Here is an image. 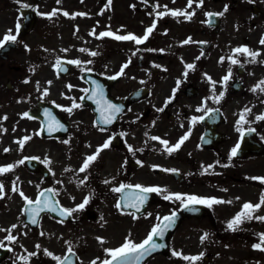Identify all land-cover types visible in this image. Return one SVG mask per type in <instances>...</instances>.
<instances>
[{
	"label": "flooded vegetation",
	"instance_id": "flooded-vegetation-1",
	"mask_svg": "<svg viewBox=\"0 0 264 264\" xmlns=\"http://www.w3.org/2000/svg\"><path fill=\"white\" fill-rule=\"evenodd\" d=\"M225 7L227 0H203L202 6L197 7L188 19L171 14L164 17L160 15L163 12L161 6L157 8L154 4L153 16H138L141 37L147 28L156 25L148 40L140 44L139 53L129 55L138 62V67L131 63L133 69L119 75V62H113L115 55L111 65L105 64L103 55H99L91 66H82L80 62L62 85L52 86L44 99L59 106L69 131L63 137L45 139L43 145L46 146L47 143L56 145L54 142L57 141L64 144L63 147L56 145L59 147L56 158L53 154L48 158L52 164L49 182L45 184L40 182L41 178L43 180L40 173L29 170L24 162L19 163L28 156L38 158L40 155L39 121L21 119L18 128H24L28 134L33 132L34 138L27 153L19 155L12 165L13 194L9 193L8 206L0 211V229L9 226L13 217L22 216L20 205L27 201L21 192L35 201L44 188L51 189L61 209H76L86 198L89 202L67 218L45 214L37 226L26 224L23 215L20 227L12 236L14 242L7 239V232L0 231V239L9 248V254L0 264H58V260L46 257L45 250L62 257L69 249L78 257V264H92L93 261L100 264V260L108 255L106 249L119 248L126 239L136 240L137 222L146 224V232L163 217L179 210L182 204L175 199V194L225 201L211 207L197 204L195 215L181 220V229L183 226L191 228L185 237H197L198 231L239 238H260V234H264V221L255 218L264 217V206L253 212V219H244L236 231L228 229L229 222L243 211V205L260 203L264 193V184L252 179L264 177V119H257L264 116V91L260 90L264 85L257 87L264 81V44L260 43L261 38L254 36L227 39ZM173 11L176 10L169 13ZM207 13H223L215 16L221 24L216 28L210 26ZM160 19L161 22L155 21ZM185 19L188 22H184ZM186 40L191 42L184 43ZM21 41L25 42L24 39ZM158 45L166 53L157 48ZM132 47L136 51L135 44ZM237 48H247L259 55L253 62L250 55L235 52ZM233 59L237 63H232ZM188 64L194 68L188 69ZM11 66L7 57L1 61L0 73ZM86 70L102 77L118 76L107 90L122 111L110 124L104 123L101 115L104 83L97 85V92L103 93V100L98 104V95L88 96L89 84L81 76ZM229 72V79L224 81ZM221 93L223 98L217 103L216 98ZM83 97L96 100L101 108L98 121L93 108L83 101ZM36 105H31L28 110ZM207 126L210 128L205 137ZM185 135L188 139L171 154L160 143L164 140L168 142L167 147H173ZM109 140V148L100 151L89 168L80 172L86 158ZM234 148L237 154L231 156ZM121 185L131 193L123 197L124 206L137 202V196L147 195L139 211L122 207V192L112 191ZM136 185L156 187L161 191L139 195ZM5 191L3 189L0 205L7 200L3 196ZM166 195L172 199H164ZM12 202L16 211L9 207ZM98 237L105 242L101 244ZM29 253L37 255L28 256Z\"/></svg>",
	"mask_w": 264,
	"mask_h": 264
},
{
	"label": "rangeland",
	"instance_id": "rangeland-1",
	"mask_svg": "<svg viewBox=\"0 0 264 264\" xmlns=\"http://www.w3.org/2000/svg\"><path fill=\"white\" fill-rule=\"evenodd\" d=\"M95 2H89L87 1L86 3L80 4L76 3V1L68 2L67 0H60L58 3L57 0H48L46 1L42 6L41 10L43 13H49L53 12L54 10L56 11L55 17L59 18V25L57 28L54 30L53 28L50 29V26L46 23L43 24L40 29H45L42 31H46L49 33L48 37H42L39 29H37V32L35 34V41H34V46L30 48V50H27L26 52L23 53V55H18V57H15L18 62L22 61L24 65L29 64L35 56L40 58V62L34 64L35 70L32 71V73L29 75V79L34 82L37 78L40 77L41 81H49L52 77L51 70L52 67L56 64V57L58 56H68V57H75V49H77V54L82 55V45L80 44L81 40L83 37H76L73 38L70 36V32L68 29L69 26V20L64 19L60 14H63L67 12L70 15H76L77 13L80 12H85L87 13H92L91 16L88 17L87 21L90 22L93 17V15L99 11L98 5L96 4L98 2H101L102 0H94ZM166 2L170 0H165ZM230 0H227V3ZM251 2H260L262 6L264 7V0H241L240 5L238 8H233L231 9L230 7H227V37L233 38V39H240L242 35H248V33L251 30V24L252 22H260L261 24L264 23V15L263 18L258 20L252 17L251 14V9H250V3ZM22 0H19V3H17V0H0V36L1 34L8 33L9 30L12 32L14 31L12 20L14 18V15L17 13L16 6L21 5ZM185 2H183L182 5H184ZM128 11L125 6L120 7V13H119V20H120V25L125 24L128 26ZM90 15V14H89ZM104 15V14H103ZM113 15H110L109 19H106L103 16V19L101 20V23L96 20L97 24L99 25L100 28L103 27V25L108 21L109 26H111V18ZM244 23V26L241 28H236L235 25L241 26L242 23ZM79 23L82 25L81 20ZM17 25V24H16ZM15 25V26H16ZM89 26L86 27V29ZM78 30H82L80 26L76 27ZM262 31H264V28L257 29V37L259 38L261 36ZM84 36V35H83ZM240 37V38H239ZM263 37V36H262ZM1 38V37H0ZM128 45L126 44H120L119 45V52L116 50L114 53H118L119 55V61L121 62L124 60V56L122 55L123 50L127 49L130 43L127 42ZM38 45V46H37ZM83 46L85 47L84 43ZM108 52L106 51V48L103 49V54L106 55ZM16 55V54H15ZM29 62H27V60ZM47 78H46V77ZM2 84V88L4 93H8L7 95L14 94L11 92L8 88H6V79L4 78ZM62 81H55L54 85H62ZM17 84V83H16ZM32 84H30L31 86ZM19 88L22 89H27L25 88V85L20 83ZM39 88V87H38ZM47 87L43 88L46 89ZM40 88V91L43 90ZM25 93V100L26 98L31 95H29V90L24 92ZM37 96H35L34 101L37 100ZM29 99V100H30ZM7 104L9 103V100H6ZM12 104L16 102V100L10 101ZM25 108V107H24ZM10 109L11 107L8 106V115L10 114ZM6 116L2 117V121L4 122ZM11 126H7V132H6V139H7V146L2 143L1 140H5L4 137H0V158H1V151L8 149L7 151L11 156H13L14 151L18 150L19 147V141H15L16 138H12L9 136V129ZM0 136H2L0 134ZM5 136V135H4ZM43 142H39V147L38 151L39 154H42L45 158H50L52 154L57 157V151L59 150L58 146L63 147L64 144L63 142H54L56 145L47 143L46 145H42ZM7 161L8 158H7ZM52 164V163H50ZM12 177L11 175L8 176ZM5 178L0 175V179L5 180L8 185L10 183L9 179ZM9 191V190H8ZM10 208L15 209V203L12 202L9 205ZM13 221L10 222L9 226L7 228H4L5 230L10 229V235L16 234L17 229L20 227V222L21 218H12ZM22 224V223H21ZM13 225H16L15 228H12ZM185 228L181 229L177 236L172 240L171 244V253L169 255H164V256H156L155 258L149 260L147 264H200L203 260V257L206 255V252H218L219 255H216L214 260L210 264H264V253H262L260 250L255 249L253 245L259 244L256 242V240L251 239L248 240V238H222L218 239L216 237H209L203 242H201V237L205 234L203 232L199 237H186L184 238L185 235H187V231L190 229ZM199 234V232H198ZM193 235H196L193 233ZM247 239V240H246ZM183 248L186 250L183 251ZM189 248H194L193 250H189ZM173 252L180 253L182 256H188V257H196V256H201V259L196 260V261H191V260H185L182 258L181 255H173ZM53 256H57L53 254ZM47 258L51 259L53 258L52 256L46 255Z\"/></svg>",
	"mask_w": 264,
	"mask_h": 264
},
{
	"label": "snow or ice",
	"instance_id": "snow-or-ice-1",
	"mask_svg": "<svg viewBox=\"0 0 264 264\" xmlns=\"http://www.w3.org/2000/svg\"><path fill=\"white\" fill-rule=\"evenodd\" d=\"M57 2L59 3L60 0H57ZM17 3H19V0H17ZM108 3H111V0H108ZM193 4V0H188V7H192ZM203 4V0H200V3L197 5V7L202 6ZM22 7L27 8L28 5H22ZM225 11H227V7H225ZM65 16H68L69 14L67 12L63 13ZM173 16H186L188 19H191V16L194 15V13H187L185 11H173L171 13ZM56 15V11L54 10L50 15L49 18H51V16ZM76 15H85L84 13H77ZM160 15H164L163 13ZM206 15L208 16H213V15H223V13H218V14H213V13H207ZM74 18V17H73ZM156 25L155 23L146 29V34L143 37H137L135 35L129 34V35H115L111 32H104L100 34V37H104V36H111L116 40H130V41H134L137 45L139 44H143L145 43L150 34L153 32V30L155 29ZM20 30V24L17 23L16 25V32L19 33ZM94 34V33H93ZM99 38V37H98ZM17 42V35L12 34V31L9 30L8 33L6 35H4L3 39L0 40V49H4L6 45L10 44V43H16ZM191 42L190 40H186L184 41V43H189ZM261 44H264V39H262L260 41ZM81 51H85L84 49H81ZM151 51V50H149ZM235 52L237 53H246L248 55H250L251 57H253V62L255 60V57L259 55V53L257 52H250L249 49L247 48H237L235 50ZM92 56L97 55V53L92 52L90 53ZM223 59V58H222ZM232 63H237L236 60H232ZM59 63V61H58ZM68 63H76L79 64V61H69ZM127 67V64L123 65L121 68V73L119 75H123V68ZM186 67L188 69H193L194 65L192 64H188L186 65ZM62 71L64 69H61ZM185 75H187V73H185ZM231 75V72H229V74L227 76H225L223 78L224 81H227L229 79ZM111 79H116V77H111ZM209 80H211V78H208ZM214 83V82H213ZM260 85H264V81H261L259 85H257V87H260ZM69 88H71V85L68 86ZM253 91H256V88L252 89ZM261 91H264V87H260ZM93 96H99V99H97V103L100 104L101 101L103 100V93H97V92H93L92 93ZM223 98V93L220 94L219 97L216 98V102L218 103L220 99ZM169 103L171 102L170 100L168 101ZM74 107H79V105H74ZM202 109H198V111H200ZM69 112L72 111L71 108L68 109ZM122 111L121 107L111 104L107 101L103 102V108L101 111V115L103 118V122L104 123H112L113 119L115 117L116 114L120 113ZM160 111H163V109H160ZM210 112L212 110H209ZM243 118V117H242ZM6 119V117H5ZM257 119H264V116L262 117H257ZM193 122H195V118H193ZM103 130V129H102ZM239 130V129H238ZM29 139L28 137H25V140ZM151 139L153 140H159L158 137H151ZM188 139V135H185L184 137L181 138V140L174 145L173 147H167L168 142L164 141V140H160V143L165 145V150L171 154L174 151H177L180 149L181 145L184 143V141H186ZM21 147H23V143L24 141H20L19 142ZM111 144V140L105 142L101 148H98L96 153L92 156H88L84 162V164L82 165V167L79 169L80 172H85L90 164L92 162H94L97 157L99 156L100 151H102L103 149H107L109 148ZM237 147H239V145H237ZM131 150V149H130ZM5 151H9L8 149H5ZM237 154L236 152V148H234L231 152V156H235ZM24 161L21 160L19 163H23ZM226 166V165H225ZM12 165H9L7 167H0V174H3L5 172H9L13 170ZM165 171H173L175 172L176 170H165ZM252 179H257L259 180L262 184H264V177H253ZM108 181H105V183H107ZM126 186L125 185H121L119 188H114L112 189V191L114 192H122L124 190ZM127 187H132L131 185H128ZM136 188L140 189V191L142 193H151V192H159L161 191V189H158L156 187H142L140 185H136ZM14 191H16V189H13ZM3 191V185L0 184V192ZM52 190L49 189L47 190V192H51ZM166 191V190H164ZM20 195L27 201V204L29 206L35 204L36 207H30L29 209H27V211L30 213L29 216V222L31 224H37L38 221L35 218L40 212L43 211H49V212H58V214L62 217L67 218L68 216H71L72 213L74 211H78L80 209H83L85 207V205L88 204V199L86 198L83 203H81L80 205H78V207L76 209H59L57 207V204H52L49 207V200L51 199L50 197L46 196L45 192H41L40 196L44 197V200L42 201L41 199H37L36 201H32L30 199H28L27 197L24 196L23 192L20 193ZM0 198H3L2 196H0ZM164 199H172V196H165ZM175 199L179 200L182 204V207L186 210L192 211L193 209L190 208V205L193 204H205L208 207H211L213 204H219V203H225V201H221V200H217L215 198H201V197H197L194 195H190V196H183L181 194H175ZM137 202L134 203H128L125 206L126 207H132V208H136L137 211L140 210L139 206L142 205L146 200H147V196H137L136 197ZM227 203H231V201H228ZM261 206H264V193L261 194V198H260V203L256 204V205H252L251 203H245L243 205V211H241L231 222H229L228 224V229L232 230V231H236L239 227V225L241 223H243L244 219L247 220H251L253 219V212L258 210ZM116 207L119 209L121 207V205L118 203L116 205ZM132 215L135 217V214L132 213ZM258 220L264 221V217H255ZM158 219H160L158 217ZM163 221H166V223L163 224V226H161L160 224L154 226L150 233L148 234V236L146 237V239H144L141 243L137 244L133 241H131L130 239H126L125 242L122 244L121 247L116 248V249H106L105 251L108 253V255L111 257V259L108 260H104L102 262V264H142V261L147 257L150 256L154 251H158L161 248H164L165 245L164 244H158L156 243V238L159 237L160 239H163V236L165 234L166 231H168L169 229H171L175 223H176V219H177V213L173 212L170 216H166L162 218ZM63 222V221H61ZM16 225H13L12 228H15ZM0 231H11L10 229L5 230V229H0ZM43 235V233H41ZM208 238V234L205 233L202 237H201V242H203L204 240H206ZM8 240L13 241L15 240L14 237H12L11 235H9L7 237ZM101 244H103L105 241H103L101 238H97ZM260 243L259 244H255L253 245V247L255 249H258L260 251H264V234H260ZM4 247L3 243L0 242V248ZM37 248H39L40 246L37 245ZM45 253L49 256H52L53 259L60 261V264H71L70 262V256L66 255L63 259H61L60 257L57 256H53L52 253L47 252V250H45ZM69 253L70 255H75L74 253H71V250L69 249ZM37 255V253H29L28 256H35ZM173 255H181L180 253H176L173 252ZM201 256H196V257H188V256H182L183 259L185 260H191V261H196L201 259ZM21 259H27L26 257H21ZM92 264H96L95 261L92 262Z\"/></svg>",
	"mask_w": 264,
	"mask_h": 264
},
{
	"label": "water",
	"instance_id": "water-1",
	"mask_svg": "<svg viewBox=\"0 0 264 264\" xmlns=\"http://www.w3.org/2000/svg\"><path fill=\"white\" fill-rule=\"evenodd\" d=\"M180 215H182V214H180ZM177 220V219H176ZM164 223H166V221H163L162 223H161V226H163V224ZM176 224L177 223H175V225L171 228V229H169L168 231H166L165 232V234H164V236H163V239H160L159 237H157L156 238V243H158V244H164L165 245V247L164 248H161L160 250H158V251H154L152 254H154V253H156V252H162V251H164L165 249H166V247H167V240H168V238H169V236H170V233L174 230V227L176 226ZM151 254V255H152ZM150 255V256H151ZM149 256H147L143 261H142V264H144V261L148 258Z\"/></svg>",
	"mask_w": 264,
	"mask_h": 264
}]
</instances>
